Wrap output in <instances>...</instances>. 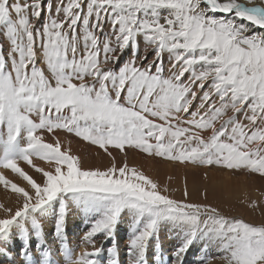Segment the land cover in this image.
<instances>
[{"label":"snow or ice","instance_id":"snow-or-ice-1","mask_svg":"<svg viewBox=\"0 0 264 264\" xmlns=\"http://www.w3.org/2000/svg\"><path fill=\"white\" fill-rule=\"evenodd\" d=\"M254 29L264 30V0H0V184L16 194L15 207L0 204V258L43 264L31 241L45 235L55 201V239L40 245L47 264H124L109 246L121 222L127 264H163L162 251L151 253L164 224L184 232L174 264L198 239L219 253L201 264H264V222L229 217L187 186L176 198L127 162L138 151L264 177V31ZM57 130L98 146L108 165L86 168L58 137L47 142ZM75 206L88 213L87 247L65 251ZM14 227L29 243L8 259Z\"/></svg>","mask_w":264,"mask_h":264},{"label":"bare ground","instance_id":"bare-ground-1","mask_svg":"<svg viewBox=\"0 0 264 264\" xmlns=\"http://www.w3.org/2000/svg\"><path fill=\"white\" fill-rule=\"evenodd\" d=\"M217 16H225L224 13H217ZM227 18L232 19L231 15ZM240 23L247 24V21H239ZM250 27H254L251 26ZM255 31H264L261 29H254ZM3 36L0 35V42L3 41ZM141 48L143 41H140ZM130 49L126 50L122 57L120 64L127 61L129 58ZM152 54H149L151 59ZM59 138L62 144V149L68 147L72 154L79 156L86 168L99 167L101 169L108 165V161L102 150L98 146L91 145L89 142L83 141L74 134L67 133L64 130H57L56 133L45 134L47 142H53L55 138ZM0 155H2V146H0ZM130 166L138 167L144 171L146 175L157 179L161 184H169L170 188L176 189L175 196L180 198L181 192L185 186L192 193V199H200L201 193H206L207 199L203 202L213 204L224 211V214L229 217H242L248 222L260 224L264 222V177L259 174L252 173H238L222 172L218 169H208L197 167L193 165H181L176 162H164L160 158L152 159L145 157L140 152H134L129 155L128 161ZM34 164L37 167L47 168L46 161L34 159ZM20 166L32 175L37 181L41 176L31 166L21 163ZM5 175L8 179L17 183L19 186H24L27 182L23 181L22 177L18 174L12 173L8 170ZM171 177V180H169ZM256 202V209L253 211L252 202ZM0 204L5 206L15 207L16 194L12 193L10 188L5 189L0 184ZM59 205L57 202H52L49 206V211L45 213L47 219L45 220V231L51 235H44L37 239L35 235L32 236L31 247L37 256L44 257L43 264H47L46 253L41 252L40 245L44 243L45 238L55 239V228L51 230L52 225H55V211ZM3 215L0 209V216ZM90 220L88 219L87 210L79 206L72 208V212L67 219L65 233L67 236V243L64 245L65 251L69 246H75L77 251L87 247L82 242L83 233L90 228ZM129 224L121 222L117 225V235L114 241L109 242L117 244L121 249V259L124 264H127V241L130 238ZM12 233L15 239L9 241L11 249L8 259L16 256V252L23 249L29 243V233L21 228L14 227ZM184 232L180 227H173L170 224H164L160 229L159 247H153L152 255L160 256L162 251L163 264H174L173 251L183 243ZM216 255L219 253L213 247L205 248V239H198L194 241L193 245L188 249V252L183 257V264H201V258L205 255ZM122 256L125 258L123 259ZM34 257L27 256L25 261L27 264H32ZM0 264H7V260L0 258ZM17 264H21L17 261ZM212 264H223L220 259H214Z\"/></svg>","mask_w":264,"mask_h":264},{"label":"rangeland","instance_id":"rangeland-1","mask_svg":"<svg viewBox=\"0 0 264 264\" xmlns=\"http://www.w3.org/2000/svg\"><path fill=\"white\" fill-rule=\"evenodd\" d=\"M53 227L55 228V225H52V227H51V230H53V229H54ZM46 234H47V235H51V234H48V232H47V231H45V235H46ZM122 258H123V259H125L123 256H122Z\"/></svg>","mask_w":264,"mask_h":264}]
</instances>
